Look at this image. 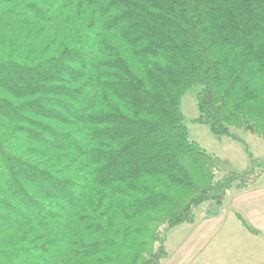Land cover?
<instances>
[{"label":"trees","instance_id":"16d2710c","mask_svg":"<svg viewBox=\"0 0 264 264\" xmlns=\"http://www.w3.org/2000/svg\"><path fill=\"white\" fill-rule=\"evenodd\" d=\"M193 88L197 124L264 141V0H0V264H163L255 186L264 158L190 139Z\"/></svg>","mask_w":264,"mask_h":264},{"label":"crops","instance_id":"0c3cea01","mask_svg":"<svg viewBox=\"0 0 264 264\" xmlns=\"http://www.w3.org/2000/svg\"><path fill=\"white\" fill-rule=\"evenodd\" d=\"M237 215H241L259 234L249 233ZM202 220L198 232H204L206 236L201 235L199 247L207 251L199 264H264V177L245 191L231 190L221 216ZM197 222L193 226H198ZM215 233L216 236L222 234V238L212 239ZM186 258L178 263H184Z\"/></svg>","mask_w":264,"mask_h":264},{"label":"rangeland","instance_id":"374dc122","mask_svg":"<svg viewBox=\"0 0 264 264\" xmlns=\"http://www.w3.org/2000/svg\"><path fill=\"white\" fill-rule=\"evenodd\" d=\"M200 89L193 88L182 99V111L185 116V125L190 132V139L197 142L209 153L215 154L222 159V170L224 173L245 172L249 167V158L247 149L256 157L264 158V141L251 134H242L246 146L229 139H219L214 136L208 126L199 125L195 122L199 118V112L196 105V97ZM205 206L197 210L198 226H181L172 230L168 237V249L172 256L171 260L164 264H179V260L185 258L182 264H199L203 255L207 251L199 247L204 232L199 233L198 229L202 224V216ZM231 228V227H228ZM229 233H232L230 231ZM200 234V235H199ZM202 235V236H201ZM221 239V235L216 233L212 239ZM205 241V239H204ZM197 243V244H196Z\"/></svg>","mask_w":264,"mask_h":264}]
</instances>
